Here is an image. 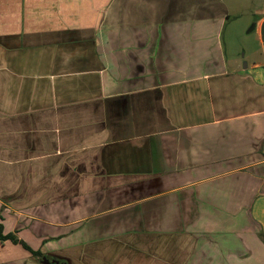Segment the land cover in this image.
Masks as SVG:
<instances>
[{
    "label": "crops",
    "instance_id": "1",
    "mask_svg": "<svg viewBox=\"0 0 264 264\" xmlns=\"http://www.w3.org/2000/svg\"><path fill=\"white\" fill-rule=\"evenodd\" d=\"M254 0H0V224L63 264H264ZM234 18V19H235ZM0 264H53L0 241Z\"/></svg>",
    "mask_w": 264,
    "mask_h": 264
},
{
    "label": "rangeland",
    "instance_id": "2",
    "mask_svg": "<svg viewBox=\"0 0 264 264\" xmlns=\"http://www.w3.org/2000/svg\"><path fill=\"white\" fill-rule=\"evenodd\" d=\"M263 12L264 0H254L240 17L229 16L223 31V49L227 60L235 59L236 65L243 67L254 56L255 35L250 28L252 22ZM42 257L46 259L50 255H42Z\"/></svg>",
    "mask_w": 264,
    "mask_h": 264
},
{
    "label": "trees",
    "instance_id": "3",
    "mask_svg": "<svg viewBox=\"0 0 264 264\" xmlns=\"http://www.w3.org/2000/svg\"><path fill=\"white\" fill-rule=\"evenodd\" d=\"M3 240H10L11 242L13 243H20V245L25 248L27 251L30 252V254L33 256V257H42L41 253L39 251H36V250H31L23 241L21 240H18L14 234L12 233H6V234H2V227H1V224H0V241H3Z\"/></svg>",
    "mask_w": 264,
    "mask_h": 264
},
{
    "label": "water",
    "instance_id": "4",
    "mask_svg": "<svg viewBox=\"0 0 264 264\" xmlns=\"http://www.w3.org/2000/svg\"><path fill=\"white\" fill-rule=\"evenodd\" d=\"M259 33H260V40L264 45V19L262 20ZM45 263L63 264L60 260H54V259H45Z\"/></svg>",
    "mask_w": 264,
    "mask_h": 264
},
{
    "label": "flooded vegetation",
    "instance_id": "5",
    "mask_svg": "<svg viewBox=\"0 0 264 264\" xmlns=\"http://www.w3.org/2000/svg\"><path fill=\"white\" fill-rule=\"evenodd\" d=\"M46 259H49V257L48 258H46ZM55 260V259H54Z\"/></svg>",
    "mask_w": 264,
    "mask_h": 264
}]
</instances>
